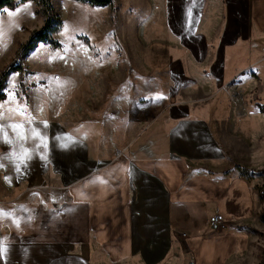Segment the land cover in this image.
<instances>
[{
  "label": "crops",
  "instance_id": "1",
  "mask_svg": "<svg viewBox=\"0 0 264 264\" xmlns=\"http://www.w3.org/2000/svg\"><path fill=\"white\" fill-rule=\"evenodd\" d=\"M155 1L156 11L162 6L169 46L162 73L168 83L162 92L158 86L150 89L161 94L154 103L167 102L158 115L150 117L141 106L148 101L140 98L129 107L144 113L119 114L111 124L87 119L67 126L47 118L46 111L23 122L20 110L5 106H14L6 101V80L20 73H3L0 158L8 169L21 162L28 184L22 192L31 186L37 192L0 208V264H90L96 258L108 264H162L180 252L190 264H223L238 242L247 241V233L237 229L255 216L251 184L232 168L201 164L222 161L223 147L210 120L185 100L172 105L169 96L215 92L254 73V53L264 60L258 47L264 40V0ZM32 10L26 2L0 11V68ZM150 74L157 81L160 72L151 65ZM0 179L18 193L5 173ZM217 212L228 224L221 235L208 226Z\"/></svg>",
  "mask_w": 264,
  "mask_h": 264
},
{
  "label": "rangeland",
  "instance_id": "2",
  "mask_svg": "<svg viewBox=\"0 0 264 264\" xmlns=\"http://www.w3.org/2000/svg\"><path fill=\"white\" fill-rule=\"evenodd\" d=\"M112 2V8H102L75 0H51L55 16L61 20L52 37L60 46L54 48L40 43L22 55L21 46L27 43L33 32L41 30L45 22L41 14H36V6L29 2L33 8L32 16L15 31L13 45H8L1 60L5 62L4 67L0 68V78L5 77L4 72L22 68L19 78L15 75L6 80V101H13L14 106L5 105L20 110V120H36L46 111L47 118L67 126L85 124L87 119L98 124H111L119 114L131 112L134 116L139 109L147 108L152 117L165 110L161 107L167 102L159 101L161 94L156 97L155 92L150 91L158 86L162 92L168 83V78L162 74L165 73L169 50L162 6L158 12L155 0ZM258 47L264 55V40ZM252 58V63L257 66L254 73H245L237 80L234 79L237 76L232 77L234 80L226 89L182 94L171 92L169 96L172 105L185 100L190 109L199 111L210 120L212 133L223 147L225 156L222 161L202 162L203 166L232 168V172H235L234 166H240L253 176L249 184L255 197V216L251 223L241 227L247 233V241L238 242L223 264H264V222L260 219L264 202L259 199L264 195V60H260L257 53ZM151 65L160 72L157 81L151 77ZM230 65L227 62V77L231 74ZM135 77L142 81L136 83ZM124 78L126 82L119 87ZM140 98L148 101L141 104L143 109L129 107ZM154 98L159 100L154 103ZM44 100L45 108H42ZM0 112L5 115L6 107H0ZM8 159L12 160V157L8 156ZM5 162L0 164V178L5 173L18 192L13 193L0 184V208L6 210L10 208L8 206L27 200L29 194L37 190L31 186L30 191L22 192L28 184L21 162L16 160L18 167L11 165L9 169ZM195 165L199 166V163L192 164ZM227 228L228 224L217 235L228 232ZM181 256L182 252L178 258L172 256L162 264H190ZM90 264L108 262L96 258Z\"/></svg>",
  "mask_w": 264,
  "mask_h": 264
},
{
  "label": "trees",
  "instance_id": "3",
  "mask_svg": "<svg viewBox=\"0 0 264 264\" xmlns=\"http://www.w3.org/2000/svg\"><path fill=\"white\" fill-rule=\"evenodd\" d=\"M77 2L87 3L92 6L97 7H113L112 0H75ZM26 2H31L36 6V14H41L45 18L44 26L41 30L33 32L30 36L29 40L26 44L21 46L22 49V55L27 54L29 51H31L38 43H46L50 45L51 47L58 48L60 45L53 39V34L57 33L60 25L61 20L58 19V17L55 16L54 10L52 7L51 0H0V11L3 9L8 10H15L18 6L21 4H24ZM22 68H18L14 71H19ZM5 77L0 78V101L5 100V93H4V87H5ZM234 171L238 173V175L245 179L248 183H250L252 179V174L249 175V172L240 167V166H234ZM228 172L224 173L223 175H227ZM259 199L264 202V195H260ZM261 221L264 222V211L260 215ZM243 228H238L237 231H242Z\"/></svg>",
  "mask_w": 264,
  "mask_h": 264
},
{
  "label": "built area",
  "instance_id": "4",
  "mask_svg": "<svg viewBox=\"0 0 264 264\" xmlns=\"http://www.w3.org/2000/svg\"><path fill=\"white\" fill-rule=\"evenodd\" d=\"M208 226L211 232L219 233L226 229L227 221L220 213H214L208 219Z\"/></svg>",
  "mask_w": 264,
  "mask_h": 264
},
{
  "label": "snow or ice",
  "instance_id": "5",
  "mask_svg": "<svg viewBox=\"0 0 264 264\" xmlns=\"http://www.w3.org/2000/svg\"><path fill=\"white\" fill-rule=\"evenodd\" d=\"M18 127H22V126H18Z\"/></svg>",
  "mask_w": 264,
  "mask_h": 264
}]
</instances>
